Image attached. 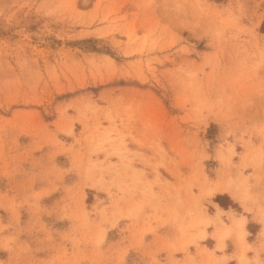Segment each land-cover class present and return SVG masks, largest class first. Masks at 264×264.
Segmentation results:
<instances>
[{
    "label": "rangeland",
    "instance_id": "obj_1",
    "mask_svg": "<svg viewBox=\"0 0 264 264\" xmlns=\"http://www.w3.org/2000/svg\"><path fill=\"white\" fill-rule=\"evenodd\" d=\"M219 190L264 227V0H0V264H218Z\"/></svg>",
    "mask_w": 264,
    "mask_h": 264
},
{
    "label": "crops",
    "instance_id": "obj_2",
    "mask_svg": "<svg viewBox=\"0 0 264 264\" xmlns=\"http://www.w3.org/2000/svg\"><path fill=\"white\" fill-rule=\"evenodd\" d=\"M216 194H227L233 203H237L241 209L237 210L231 205L225 207L218 201H214L213 197ZM238 197V195H232L228 190H219L209 198V205L213 208L212 212L209 215L204 214L198 219V222L202 224L200 220L205 215L208 217V223L202 224L207 226V235L203 239H211L212 247H208V249L214 251L216 257H219L217 259L223 260L218 264H264V227L259 220L255 219V207L246 201L244 204L247 209H245ZM259 215L263 220L264 215L260 210ZM240 221L241 224H238ZM249 223L256 225L254 232L247 228ZM200 231H204L203 236H205V230L201 229Z\"/></svg>",
    "mask_w": 264,
    "mask_h": 264
},
{
    "label": "bare ground",
    "instance_id": "obj_3",
    "mask_svg": "<svg viewBox=\"0 0 264 264\" xmlns=\"http://www.w3.org/2000/svg\"><path fill=\"white\" fill-rule=\"evenodd\" d=\"M209 221H210V220H209ZM200 222L203 223V224L205 225L206 223H208V217H206V215H205V216L200 220ZM238 224H241V221H240V223H238ZM207 225H208V224H207ZM200 234H201V236L204 235V231L201 232ZM218 245H219V244H218ZM219 246H221V244H220Z\"/></svg>",
    "mask_w": 264,
    "mask_h": 264
},
{
    "label": "trees",
    "instance_id": "obj_4",
    "mask_svg": "<svg viewBox=\"0 0 264 264\" xmlns=\"http://www.w3.org/2000/svg\"><path fill=\"white\" fill-rule=\"evenodd\" d=\"M220 203V202H219ZM231 204V203H230Z\"/></svg>",
    "mask_w": 264,
    "mask_h": 264
}]
</instances>
